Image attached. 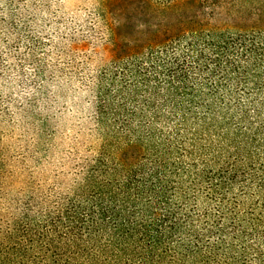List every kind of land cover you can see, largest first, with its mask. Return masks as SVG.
I'll return each instance as SVG.
<instances>
[{
	"label": "trees",
	"instance_id": "trees-1",
	"mask_svg": "<svg viewBox=\"0 0 264 264\" xmlns=\"http://www.w3.org/2000/svg\"><path fill=\"white\" fill-rule=\"evenodd\" d=\"M97 1L100 147L43 217L0 213V264H264V0Z\"/></svg>",
	"mask_w": 264,
	"mask_h": 264
},
{
	"label": "rangeland",
	"instance_id": "rangeland-1",
	"mask_svg": "<svg viewBox=\"0 0 264 264\" xmlns=\"http://www.w3.org/2000/svg\"><path fill=\"white\" fill-rule=\"evenodd\" d=\"M18 2L20 11L0 3V21L16 11V28L0 27V213L28 207L38 218L43 197L70 190L100 147L87 88L110 52L97 51L83 36L88 26L77 25L94 16L97 0Z\"/></svg>",
	"mask_w": 264,
	"mask_h": 264
}]
</instances>
